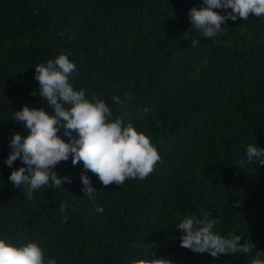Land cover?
<instances>
[{"label":"trees","instance_id":"trees-1","mask_svg":"<svg viewBox=\"0 0 264 264\" xmlns=\"http://www.w3.org/2000/svg\"><path fill=\"white\" fill-rule=\"evenodd\" d=\"M199 3L0 0V237L36 240L58 264H250L264 252V164H238L249 143L264 146V16L228 19L216 37H197L188 12ZM61 52L76 64L75 87L150 136L161 158L146 178L104 185L70 156L55 170L71 183L42 186L31 199L11 184L22 161L5 163L8 138L29 131L14 111L25 103L54 111L32 94L35 65ZM82 171L102 213L83 192ZM200 208L252 251L214 257L182 247L175 224Z\"/></svg>","mask_w":264,"mask_h":264},{"label":"clouds","instance_id":"clouds-1","mask_svg":"<svg viewBox=\"0 0 264 264\" xmlns=\"http://www.w3.org/2000/svg\"><path fill=\"white\" fill-rule=\"evenodd\" d=\"M250 13L264 16V0H201L189 9L188 19L191 29L197 30V37L214 38L224 31L228 19H247ZM184 35L189 36L190 30ZM199 43V39L193 38L191 46ZM69 56L70 53L61 52L35 65L34 78L39 86L32 94L42 97L54 111L49 113L25 103L13 114V120L29 131L27 135L14 132L8 138L10 151L5 163L12 167L17 159L22 161L19 167H12L8 179L17 188L26 186L28 199L42 186L60 188L63 182L71 183L70 175L61 176L55 170L60 161L70 156L74 165L82 161L83 168L97 174L104 185L112 182L122 185L126 179L142 180L161 158L149 135L138 131L131 121L125 123L121 116L113 118L109 104L99 95H86L84 88L74 86L71 76L77 67ZM111 99L121 102L118 95ZM144 111L147 113L151 109L145 106ZM61 128L67 140L59 134ZM245 155L246 160L238 162L241 168L246 162L264 164V146L249 143ZM81 180L85 196L94 203L95 210L102 213L104 207L97 202L98 192L91 177L82 171ZM58 210L63 215L65 208L61 205ZM218 223V218L204 208H200L199 214L183 215L175 224L181 246L199 253L208 252L214 257L252 251V242H241L240 234H220L216 230ZM0 264L58 262L55 257L46 259L44 249L36 240L16 243L0 237ZM250 264H264V252L252 257Z\"/></svg>","mask_w":264,"mask_h":264}]
</instances>
